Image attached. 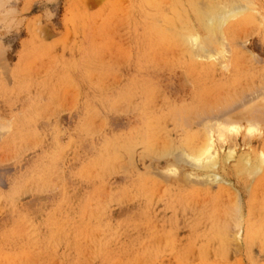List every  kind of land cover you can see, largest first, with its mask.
<instances>
[{"label":"rangeland","instance_id":"rangeland-1","mask_svg":"<svg viewBox=\"0 0 264 264\" xmlns=\"http://www.w3.org/2000/svg\"><path fill=\"white\" fill-rule=\"evenodd\" d=\"M192 1L0 0V264H264V119H240L264 105V0L196 66L179 46ZM213 120L214 149L236 156L220 180L179 155ZM242 154L260 171L240 174Z\"/></svg>","mask_w":264,"mask_h":264},{"label":"bare ground","instance_id":"bare-ground-1","mask_svg":"<svg viewBox=\"0 0 264 264\" xmlns=\"http://www.w3.org/2000/svg\"><path fill=\"white\" fill-rule=\"evenodd\" d=\"M149 1V0H148ZM192 1V0H191ZM194 1H196V0H193L192 1V3L190 4V5H192V7H194L195 8V10H196V14H195V17L193 16V18L194 19H196V22H197V24H198V28L196 27V26H194L193 24H192V26H190V27H188L187 26V28H186V30L184 31V33H182L184 36H182V34H179L180 36H179V38H181L182 40H183V42H181V44L182 45H179V46H185L188 42L190 43L191 42V44H195L194 45V48H193V46H192V49L194 50V51H192L191 50V52H190V54L188 55L189 56V59H191V61H192V63H193V65H195L196 66V62H195V60L196 59H200V57H202V58H206V59H210V58H213L215 55L214 54H211V53H217V50L215 51H213V52H211V49H212V47H211V49L209 48L210 47V45H212V44H215L214 42H219L220 43V39H218V36L219 35H222L223 33H222V27H223V25L225 26V24L227 23V21L229 20H231V19H233V17L234 16H239L240 14H242L243 12H245L246 11V13L248 12L247 10L250 8V9H253L254 7H257V4H256V2H255V0H242V1H245V5L243 4L242 5V3H241V0H226V1H223V0H221V1H219V2H217V1H215V3L213 2V3H211V2H209V4H207L205 1V3L207 4V6H206V8H205V6H203L205 9L204 10H199L198 8V5H200V4H198V3H196V5H197V7H196V5H195V3H194ZM142 2H144V1H142ZM152 2V1H151ZM158 2H160V1H158ZM203 2V3H204ZM166 3V2H165ZM258 3V2H257ZM147 4V3H146ZM149 4V3H148ZM147 4V6H149V7H151L150 5H148ZM205 4V5H206ZM262 4V3H261ZM157 5V4H156ZM240 5H242V6H240ZM259 5V4H258ZM141 6V5H140ZM202 6V5H201ZM251 6H254L253 8H251ZM263 6V5H262ZM261 6V7H262ZM157 7V6H156ZM158 8V7H157ZM162 8V7H161ZM200 9H201V7H200ZM249 9V10H250ZM261 9V8H260ZM264 9V8H263ZM142 10H143V7H142ZM150 10V9H149ZM258 10V9H257ZM262 10V9H261ZM154 11V10H153ZM250 11H254V9L253 10H250ZM255 12H258V11H256V9H255ZM147 13H149V12H147ZM161 13V12H160ZM261 13V12H260ZM146 14V13H145ZM182 14V13H181ZM239 14V15H238ZM244 14V13H243ZM242 14V15H243ZM148 15V14H147ZM169 15V14H168ZM245 15V14H244ZM148 16H151V14L150 15H148ZM173 16V15H172ZM236 16V17H237ZM251 16H252V14H251ZM263 16V15H262ZM161 17H163V15H161ZM165 18V17H164ZM240 18V17H239ZM249 18H251V17H249ZM263 18H264V16H263ZM132 19V18H131ZM189 19V18H188ZM236 19V18H235ZM144 20V19H143ZM161 21H162V18H161ZM161 21H159V22H161ZM180 21V20H179ZM185 21V20H184ZM194 21V20H193ZM127 22V21H126ZM158 22V21H157ZM190 22V21H189ZM231 22V21H230ZM170 23V22H169ZM189 24V23H188ZM156 25V24H155ZM162 25V24H161ZM169 26H171L170 24H168ZM264 25V24H263ZM145 26V25H144ZM157 26V25H156ZM259 26H260V24H259ZM163 27V26H162ZM162 27H161V29H160V33H162L161 32V30H162ZM135 28H137V27H135ZM150 28H152V30H153V27H150ZM166 29V28H165ZM148 30H149V28H148ZM169 30V29H168ZM163 31V30H162ZM175 31V30H174ZM226 31V30H225ZM175 33H177V32H175ZM227 33V32H226ZM159 34V33H158ZM165 34H166V32H165ZM168 34H171L170 32L168 33ZM162 35V34H161ZM176 35V34H175ZM238 35V34H237ZM162 37V36H161ZM165 37H166V35H165ZM170 37V36H169ZM175 37V36H174ZM222 37V36H221ZM159 38V37H158ZM223 38H225V37H223ZM171 39V38H170ZM169 39V40H170ZM174 39V38H173ZM193 40V43H192V40ZM219 41H218V40ZM162 40V39H161ZM177 40V39H176ZM224 39H222V41H223ZM165 41L166 42H168L167 40H166V38H165ZM172 41V40H171ZM196 43H195V42ZM230 41H231V39H230ZM224 42V41H223ZM223 42H221L219 45H220V47L222 48H224L225 49V45H223L222 43ZM159 43H160V41H159ZM169 43H172V42H169ZM177 43H178V41H177ZM161 44H162V42H161ZM179 44V43H178ZM177 44V45H178ZM191 44H190V46H191ZM218 44H216V45H218ZM163 45V44H162ZM170 45V44H169ZM176 45V46H177ZM218 45V46H219ZM221 45H223V46H221ZM175 46V47H176ZM189 46V45H188ZM186 47V46H185ZM184 47V48H185ZM230 47V46H229ZM219 48V47H218ZM222 48V49H223ZM234 48V47H233ZM190 49H191V47H190ZM213 49H216V47L215 48H213ZM223 49V50H224ZM227 49V48H226ZM242 49V48H241ZM164 50V49H163ZM185 51H186V49H184ZM223 50H220V51H223ZM231 50V49H230ZM181 51V50H180ZM225 51V50H224ZM224 51H223V53H224ZM184 52V51H183ZM226 52V51H225ZM154 53V52H153ZM173 53V52H172ZM188 53V52H187ZM186 53V54H187ZM219 53L220 52H218L217 54L218 55H216L217 57H219ZM227 53V52H226ZM231 52H228V54H230ZM115 54V53H114ZM164 54V53H163ZM167 54V53H166ZM183 54V53H182ZM221 54L222 53H220V58H221ZM195 55H196V59H195ZM224 55H227V54H224ZM240 55V54H239ZM238 55V56H239ZM251 55V54H250ZM115 56V55H114ZM159 56H161V55H159ZM166 56V55H165ZM197 56H199V57H197ZM213 56V57H212ZM252 56V55H251ZM255 56V55H254ZM153 57H155V55L153 56ZM152 57V58H153ZM180 57V56H179ZM182 57V56H181ZM225 57V56H224ZM223 57V58H224ZM237 57V56H236ZM151 58V59H152ZM157 58V57H156ZM167 58V57H166ZM177 58V57H176ZM187 58V57H186ZM185 58V59H186ZM250 58V57H249ZM162 59V58H161ZM205 59V60H206ZM252 59H254V58H252ZM122 60V59H121ZM155 60V59H154ZM204 60V59H203ZM211 60V59H210ZM214 60H216L215 58H214ZM222 60V59H221ZM220 60V61H221ZM53 61V60H52ZM166 61V60H165ZM181 61V60H180ZM227 61H229V60H227ZM259 61V60H258ZM151 62H153V61H151ZM157 62V61H156ZM175 62V61H174ZM208 62V61H207ZM215 62V61H214ZM213 62V63H214ZM216 62H218L217 60H216ZM225 62V61H224ZM224 62H222V63H224ZM158 63V62H157ZM191 63V62H190ZM189 63V64H190ZM209 64H210V62H208ZM230 63V62H229ZM253 63V62H252ZM167 64V63H166ZM212 64V63H211ZM225 64V63H224ZM223 64V65H224ZM241 64V63H240ZM165 65V64H164ZM205 65V64H204ZM213 65V64H212ZM146 66V65H145ZM152 66V65H151ZM155 66V65H154ZM195 66H193L194 68H195ZM206 66V65H205ZM215 66V65H214ZM238 66V65H237ZM248 66V65H247ZM51 67V66H50ZM209 67V66H208ZM211 67V66H210ZM219 67V66H218ZM220 67H222V64L220 65ZM224 67V66H223ZM223 67H222V69H223ZM227 67V69H228V66H226ZM250 67V66H249ZM196 69V68H195ZM200 69V68H199ZM204 69V68H203ZM224 69H225V67H224ZM236 69V68H235ZM242 69V68H241ZM190 70V69H189ZM226 70V69H225ZM204 71V70H203ZM215 71V70H214ZM239 71H240V69H239ZM238 71V72H239ZM196 72V71H195ZM213 72V71H212ZM246 73H247V71H245ZM245 73V75H247ZM257 74V73H256ZM106 75V74H105ZM254 76V75H253ZM253 76H252V78H253ZM259 76V75H258ZM193 77V76H192ZM132 78V77H131ZM254 79V78H253ZM103 81V80H102ZM248 82V81H247ZM202 83H204V82H202ZM264 83V82H263ZM119 84V83H118ZM191 85V84H190ZM223 85V84H222ZM227 85V84H226ZM264 85V84H263ZM101 86H102V84H101ZM210 86V85H209ZM250 87V86H249ZM99 88V87H98ZM250 89V88H249ZM135 90V89H134ZM255 91V90H254ZM229 92V91H228ZM258 92V91H257ZM215 93H216V91H215ZM227 93V92H226ZM217 94V93H216ZM231 94V93H230ZM264 94V93H263ZM212 95H214V93L212 94ZM254 95V94H253ZM218 96V95H217ZM230 96H232V95H230ZM229 96V97H230ZM256 96V95H255ZM254 96V97H255ZM263 96V95H262ZM225 97H228V96H225ZM260 97V96H259ZM259 97H257L256 96V99L257 98H259ZM168 98V97H167ZM231 98H234V97H231ZM230 98V99H231ZM241 98H242V96H241ZM240 98V100H243V99H241ZM250 98V97H249ZM216 99V98H215ZM214 100V99H213ZM220 100V99H219ZM232 100V99H231ZM237 100V99H236ZM239 100V101H240ZM245 100V99H244ZM254 100V99H253ZM222 101V100H221ZM264 101V100H263ZM218 102V101H217ZM226 102V101H225ZM228 102H230V101H228ZM235 102V101H234ZM233 102V103H234ZM238 102V101H237ZM242 102V101H241ZM249 102V101H248ZM251 102V101H250ZM223 103V102H222ZM242 103H244V102H242ZM194 104V103H193ZM192 104V105H193ZM239 104H241V103H239ZM245 105L247 104V103H244ZM243 104V105H244ZM194 105H196V104H194ZM210 105H212V104H210ZM228 105H230V104H227L226 103V106H228ZM189 106V105H188ZM197 106V105H196ZM214 106H215V104H214ZM226 106H225V108H226ZM231 106H233V104H231ZM186 107H187V105H186ZM186 107L184 108V106H182V108H180V109H182V110H180V111H182L183 113H182V115L184 114V112L185 111H187V109H188V107H187V109H186ZM193 107V106H192ZM211 107V106H210ZM229 107V106H228ZM227 107V108H228ZM234 107V106H233ZM263 107V108H262ZM262 107H259V108H261V109H263V111L261 110V111H258L259 110V108L258 107H254L253 108V110H250L249 111V115H251L249 118L247 117V118H245V117H240V119H244L245 120V124H249L250 125V129H249V131L251 130V128L252 129H254V132H255V128L256 129H258L259 127V125L262 123V121H263V117L264 116H262V114H264V105L262 106ZM149 108H151V107H149ZM156 108V107H155ZM205 108V107H204ZM220 108V107H219ZM226 108V109H227ZM255 108H257L258 110H255ZM185 109V110H184ZM191 109V108H190ZM197 109V108H196ZM217 109V108H216ZM215 109V110H216ZM233 109V108H232ZM136 110V109H135ZM177 110V109H176ZM193 110H194V108H193ZM199 110V109H198ZM204 110V109H203ZM212 110V109H211ZM218 110V109H217ZM230 110V109H229ZM255 110V111H254ZM192 111V110H191ZM210 111V110H209ZM99 112V111H98ZM172 113L174 112V111H171ZM176 113H177V115L175 116V117H173V118H177V117H179V115H180V117H182L181 116V113L179 114L178 112L179 111H175ZM196 112L197 111H195L194 110V113L196 114ZM200 112H201V110H200ZM200 112H198V114L200 113ZM211 112V111H210ZM212 112H213V110H212ZM219 112V111H218ZM221 112V111H220ZM231 112H233V111H231ZM257 112V113H256ZM261 112H263L262 114H261ZM123 113V112H122ZM171 113V114H172ZM189 113V112H188ZM193 113V114H194ZM205 113V112H204ZM44 114V113H43ZM169 114V113H168ZM171 114H169V115H171ZM174 114V113H173ZM179 114V115H178ZM194 114V115H195ZM219 114V113H218ZM217 114V115H218ZM98 115V114H97ZM167 115V114H166ZM168 115V116H169ZM193 115V116H194ZM202 115V114H201ZM227 115H228V113H227ZM226 115V116H227ZM204 116V115H203ZM210 116V115H209ZM221 116H224L223 114L221 115ZM153 117H155V116H152L151 118H152V120H151V122H153V120L154 119H158V120H156V121H158L159 123L160 122H162V120L161 121H159L160 119H162V118H160L159 119V117L158 118H154L153 119ZM170 117H172V116H170ZM186 116L185 115H183V121L185 120V119H187L188 120V116L185 118ZM197 117H200V116H197ZM207 117V116H206ZM214 117V116H213ZM164 118V117H163ZM195 118V117H194ZM210 118H212V117H210ZM215 118V117H214ZM101 119V118H100ZM178 119V118H177ZM191 119H192V117L190 118V120H188V121H191ZM213 119V118H212ZM222 120H220V117H219V119H216V120H218V121H221L222 123V126H223V128H226L227 130H228V128L230 129V127L232 126V127H236V126H238L239 125V123H242V122H240V121H242V120H235V121H228V119H226V117H224V119L223 118H221ZM226 119V120H225ZM164 120V119H163ZM180 120H181V118H180ZM180 120H176L175 121V124L176 123H180L179 121ZM187 120H185V122L187 121ZM197 120V119H196ZM202 120V119H201ZM204 120V119H203ZM207 120V119H206ZM165 121V120H164ZM163 121V122H164ZM170 121V120H169ZM168 121V122H169ZM172 121L174 122V120L172 119ZM182 121V120H181ZM188 121H187V123H188ZM210 121H212V120H210ZM210 121H208V122H210ZM229 123H228V122ZM246 121H247V123H246ZM88 122V121H87ZM155 122V121H154ZM158 122H155L156 124H158L159 126L161 125L162 126V124L160 123H158ZM162 122V123H163ZM185 122H183L182 124H184ZM204 122V121H203ZM207 122V121H206ZM205 122V126H204V130L205 129H207L206 131H208V132H205L204 134H202L201 133V137H203V140L204 141H201L202 140V138L200 139H198V137H199V133L200 132H198V134H195V135H193L192 137H194V138H196V139H192L191 140V145L189 146V147H186V145H184L186 148H188V150L186 149V150H184L183 149V151H181V150H179L180 149V147L178 146V145H176V144H174L175 145V148H176V146H178L179 147V149H178V147H177V149L181 152V153H179V155L182 157V158H185L186 160H188V161H190V162H192V163H194L195 164V167H193V168H196L197 169V171H199L200 173L202 172H204L203 170H211V174L209 175H207V174H205V175H202V177L204 178V177H206V175L208 176V178L210 179V178H214V179H216V180H220V179H222V176L223 175H225L228 171H229V165L231 164V162L233 161V160H236V156H235V153L232 151V152H229V154H228V152H227V154L225 155V156H222L221 157V154H219L218 152H216V150L214 149L215 147V137L213 136V134L211 133L212 132V127H216V125H215V123L216 122H214V120H213V122L214 123H212V122H210V123H206ZM264 122V121H263ZM10 123V122H9ZM155 123H150L151 125H152V129H154L155 127L157 128L158 127V129H160L161 127H159L158 125H155ZM186 123V124H187ZM212 123V124H211ZM218 123V122H217ZM238 123V124H237ZM154 124V125H153ZM164 124V123H163ZM177 124V125H178ZM186 124H184L183 125V128H185V126H187ZM191 124V123H190ZM207 124V125H206ZM211 124V125H210ZM219 124V123H218ZM228 124V125H227ZM212 125H215V126H212ZM220 125V124H219ZM219 125L216 127V128H213L214 129V131L216 132V133H214V131H213V133H214V135H216V137L217 138H220V139H223L224 137H222L221 136V134H226V131L223 129V128H221L222 126L220 125V128H221V130L218 128L219 127ZM233 125H235V126H233ZM242 125H243V123H242ZM249 125H247V128H248V126ZM258 125V126H257ZM153 126H154V128H153ZM190 126V125H189ZM187 126L188 128H190V127H192V126ZM240 127H242L241 125H239ZM0 127H1V124H0ZM2 127H4L3 125H2ZM1 127V128H2ZM258 127V128H257ZM261 127V126H260ZM7 128V127H6ZM155 128V130H157ZM164 128V127H163ZM202 128V127H201ZM263 128V127H262ZM191 129V128H190ZM216 129V130H215ZM236 129H238V127H236ZM235 129V130H236ZM6 130V129H5ZM8 130V129H7ZM6 130V131H7ZM162 130V129H161ZM165 130H166V128H165ZM219 130V137H218V133H217V131ZM234 130V129H233ZM184 131V130H183ZM201 131V130H200ZM232 131V130H231ZM230 131V132H231ZM237 131V130H236ZM240 131V129L238 130V132ZM252 131V130H251ZM257 131H259V130H257ZM261 131V130H260ZM4 132V131H3ZM8 132V131H7ZM166 132V131H165ZM246 132V131H245ZM155 132H153V134H154ZM157 133V132H156ZM162 133V132H161ZM161 133H159V135L161 134ZM208 133V134H207ZM227 133H229V131L227 132ZM247 133H248V130H247ZM6 134V133H5ZM137 134H138V132H137ZM152 133H150V137H152V140H151V138H150V142L149 141H147V146H148V142L149 143H152L151 141H153L154 143H152V145L154 144V145H158V144H160V143H155L157 140H156V138L157 137H155V136H152L151 135ZM194 134V133H193ZM40 135V134H39ZM154 135H156V134H154ZM185 135V134H184ZM203 135V136H202ZM228 136H229V134H227ZM231 135V134H230ZM238 135V134H237ZM262 135V134H261ZM136 136H138V135H136ZM162 135H160V138H162L161 137ZM167 136H169V135H167ZM196 136V137H195ZM198 136V137H197ZM245 136H247V134H245ZM37 137V136H36ZM153 137H155V138H153ZM165 137V136H164ZM257 137V136H256ZM141 138V137H140ZM144 138V137H143ZM226 138L227 137H225V140H223V141H225L226 142ZM244 138V137H243ZM243 138H242V141H243ZM153 139H155L156 141H154ZM158 139V138H157ZM167 139V138H166ZM169 139V138H168ZM190 139H191V137H190ZM189 139V140H190ZM198 139V140H197ZM38 140H39V138H38ZM136 139H134V140H132L131 142H129V143H127V144H129L128 145V147H127V151H129L128 150V148H130V150H132V148L134 147V145H133V141H135ZM138 140V139H137ZM140 140V139H139ZM159 141H161L162 139H158ZM164 140V139H163ZM188 140V138H185V141H187ZM195 140V141H194ZM196 140H197V142H196ZM199 140H200V144H198L199 143ZM217 140H219V139H217ZM223 141H221V142H223ZM163 142V141H162ZM189 142V141H188ZM187 142V143H188ZM192 142H195L196 144H194V145H192ZM31 143V142H30ZM137 143H138V141H137ZM166 143H168L169 144V142H167L166 141ZM184 143V142H183ZM219 143H220V141H219ZM224 143V142H223ZM237 143V142H236ZM135 144V143H134ZM139 144V143H138ZM163 144H164V142H163ZM167 144V147H166V144H164L165 145V147H164V145H162V144H160L159 146H161L160 148L161 149H163V147H164V149H166L167 151H165V150H163V151H161V152H163V155L165 154V156L166 155H168V157H170V155L173 153V151L172 152H170L167 148H171V146H173V144L172 145H168ZM218 144V143H217ZM230 144V143H229ZM151 144L147 147V149H148V151L149 150H151V151H153V152H157V150L155 149V150H152V149H154V148H156V146L154 147V148H152L151 146H152ZM153 145V146H154ZM238 145V144H237ZM247 145V144H246ZM11 146V145H10ZM29 146V145H28ZM144 146V145H143ZM170 146V147H169ZM187 146H188V144H187ZM192 146V147H191ZM221 146V145H220ZM230 146V145H229ZM145 147V146H144ZM158 147V146H157ZM183 146H181V148H182ZM221 147H224V146H221ZM19 148V147H18ZM67 148V147H66ZM137 147H135V148H133V150L134 149H136ZM147 149H146V151H144V152H147ZM157 149H159V148H157ZM173 149V148H172ZM231 150H232V148H230ZM229 148L227 149L228 151L230 150ZM132 150V151H133ZM131 151V152H132ZM136 151V150H135ZM159 151V150H158ZM159 151V152H160ZM153 152H151V153H153ZM159 152H157V153H159ZM160 152V153H161ZM167 152H169V153H167ZM137 153V152H136ZM141 153H143V152H141ZM222 153V152H221ZM132 154H134V153H132ZM131 154V156H133ZM146 154V153H145ZM145 154H143V155H145ZM147 154H150V153H147ZM155 154V153H154ZM223 154V153H222ZM159 155V154H158ZM249 157H250V155L251 154H247ZM146 156V155H145ZM149 156V155H148ZM134 157V156H133ZM147 157V156H146ZM171 157H172V155H171ZM249 157H247V156H245V154H242V155H240L239 156V162H238V164L240 165V170H241V172H240V174L245 170L246 172H248L249 171V173H251V172H258V171H260V166H259V163H258V161L256 160V163H254L255 161H252L253 163H251V161L249 160L250 158ZM150 158V157H149ZM161 158V157H160ZM181 158V159H182ZM257 159H258V157H256ZM255 158V159H256ZM260 158V157H259ZM151 159V158H150ZM254 159V160H255ZM134 162V161H133ZM252 164H255V165H253L252 166ZM256 164H258V166L257 167H255L256 166ZM115 165V164H114ZM125 165V164H124ZM132 165V164H131ZM247 166V167H246ZM109 167V166H108ZM116 167V166H115ZM149 167V166H148ZM253 167V168H252ZM259 167V168H258ZM246 168H248V171L246 170ZM195 169V170H196ZM110 170V169H109ZM114 170V169H113ZM167 170V169H166ZM175 170V169H174ZM173 171V170H172ZM177 171V170H176ZM196 171V172H197ZM244 171V172H245ZM162 172V171H161ZM110 173V172H109ZM176 172H174V174H175ZM193 173V172H192ZM222 173H223V175H222ZM204 174V173H203ZM88 175V174H87ZM189 175V174H188ZM192 175V174H191ZM190 175V176H191ZM252 175V174H251ZM250 175V176H251ZM89 177V176H88ZM142 177V176H141ZM198 177H200V176H198ZM201 177V178H202ZM189 178V177H188ZM94 179V178H93ZM198 179V178H197ZM253 179V178H252ZM171 184V183H170ZM124 191V190H123ZM165 194V193H164ZM128 197V196H127ZM105 200V199H104ZM133 201V200H132ZM110 206V205H109ZM100 208V207H99ZM98 211V210H97ZM100 211V210H99ZM240 212V211H239ZM101 213V212H100ZM98 216H100V215H98ZM239 218V217H238ZM243 218V217H242ZM240 221V220H239ZM243 221V220H242ZM238 223V222H237ZM241 223V222H240ZM222 229V228H221ZM220 230V229H219ZM240 230V229H239ZM17 231V230H16ZM94 231V230H93ZM222 232V231H221ZM27 235V234H26ZM16 241V240H15ZM224 242V241H223ZM43 261V260H42Z\"/></svg>","mask_w":264,"mask_h":264},{"label":"crops","instance_id":"crops-1","mask_svg":"<svg viewBox=\"0 0 264 264\" xmlns=\"http://www.w3.org/2000/svg\"><path fill=\"white\" fill-rule=\"evenodd\" d=\"M254 41H255V40H254ZM255 42H256V41H255ZM255 42L253 43V47H254V49H256V45H257ZM263 54H264V53H263ZM0 176H2L1 173H0ZM1 178H2V177H1Z\"/></svg>","mask_w":264,"mask_h":264}]
</instances>
